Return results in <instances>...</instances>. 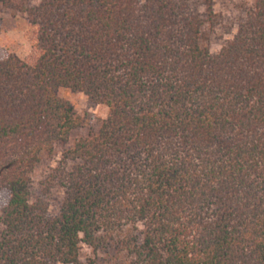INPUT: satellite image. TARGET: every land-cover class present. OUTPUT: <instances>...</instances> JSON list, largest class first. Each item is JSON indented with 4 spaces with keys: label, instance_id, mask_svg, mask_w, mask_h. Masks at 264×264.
<instances>
[{
    "label": "trees",
    "instance_id": "1",
    "mask_svg": "<svg viewBox=\"0 0 264 264\" xmlns=\"http://www.w3.org/2000/svg\"><path fill=\"white\" fill-rule=\"evenodd\" d=\"M190 1L0 0L38 52L0 60V264H83L82 244L108 243L120 264H264V0L216 54L221 16ZM60 89L108 113L62 153L47 217L30 176L83 122Z\"/></svg>",
    "mask_w": 264,
    "mask_h": 264
},
{
    "label": "rangeland",
    "instance_id": "2",
    "mask_svg": "<svg viewBox=\"0 0 264 264\" xmlns=\"http://www.w3.org/2000/svg\"><path fill=\"white\" fill-rule=\"evenodd\" d=\"M39 0H30L32 4ZM205 0H191L190 3L201 16L205 15ZM251 0H211L212 10L221 16V25L211 33L207 48L211 54H216L225 42L231 39L237 31L240 20L244 17L243 7ZM36 38V29L28 24L23 16H12L0 2V60L8 55L33 62L38 52L33 48ZM58 95L66 100L74 113L82 119L80 128L73 130L66 143L57 145L51 157L43 159L30 176V195L32 201L45 203L47 217L58 215L64 193L54 184V171L59 166L62 153L70 149L73 142L79 138H86L96 133L107 116L105 105L89 100L82 92L70 89H60ZM73 163H70V167ZM8 201V193L0 187V212ZM141 225L133 231L141 238ZM118 247L108 243L103 248L93 251L82 244L79 250V259L83 264H120Z\"/></svg>",
    "mask_w": 264,
    "mask_h": 264
}]
</instances>
